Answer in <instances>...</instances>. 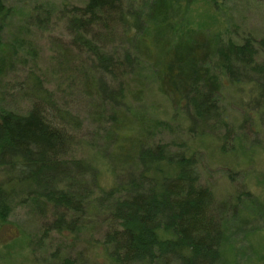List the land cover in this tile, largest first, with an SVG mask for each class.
<instances>
[{"label": "trees", "instance_id": "obj_1", "mask_svg": "<svg viewBox=\"0 0 264 264\" xmlns=\"http://www.w3.org/2000/svg\"><path fill=\"white\" fill-rule=\"evenodd\" d=\"M190 2L176 6L173 0H151L146 12L124 8V0H86L64 7L69 44L90 55L83 73L86 94L97 96L103 106H121L122 112L129 76L145 65L160 93L175 105L173 116L181 110L186 117L188 133L208 123L213 131L227 126L220 103L222 77L252 83L254 102L264 104V36L246 35L236 42L188 27L182 19L178 23L175 18L187 14ZM7 13L0 0V31ZM116 26L132 50L115 52L96 42L99 29L111 32ZM26 79L32 101L26 113L0 109V220L19 205L32 207L43 218L51 212L41 230L44 236L74 229L84 215L102 216L108 228L103 244L119 264L219 261L223 226L212 212L213 192L198 180L186 139H178L174 147L173 142H150L142 133L149 128L138 126L144 141L131 142V153L120 157L117 167L134 162L139 169L110 189L98 188L95 166L73 153L82 121L56 103L42 79L33 73ZM112 128L118 140L124 139L119 128ZM119 145L123 148L124 142ZM164 165H176L178 171L164 175Z\"/></svg>", "mask_w": 264, "mask_h": 264}, {"label": "rangeland", "instance_id": "obj_2", "mask_svg": "<svg viewBox=\"0 0 264 264\" xmlns=\"http://www.w3.org/2000/svg\"><path fill=\"white\" fill-rule=\"evenodd\" d=\"M173 1L181 6L188 0ZM150 2L124 0V8L146 12ZM3 3L8 16L0 31V109L26 113L32 103L26 94L30 91L26 77L33 73L42 79L56 103L82 121L77 135L80 144L73 153L95 166L96 185L105 190L139 169L131 158L132 164L121 169L117 161L131 153V142L144 141L142 133L150 142H173L171 147L178 139H186L198 180L213 192L212 212L223 226L216 264H264V104L254 102L249 91L252 83H232L222 77L220 103L227 126L213 131L208 123L188 133L186 117L181 110L173 116L175 105L160 93L153 74L143 65L141 76H129L124 111L119 112L121 106L108 102L103 106L97 96L86 94L83 73L89 68L90 55L69 44L72 34L66 30L62 9L84 5L86 0ZM188 7L186 15L175 18L178 23L182 19L188 27L236 42L246 35L264 36V0H191ZM120 31L119 26L111 32L99 29L96 42L115 52L132 50ZM138 126L149 129L140 134ZM112 127L119 128L124 139L118 140ZM162 171L175 175L178 170L176 165H164ZM11 211L6 220H0V264H119L103 244L108 228L102 216H80L74 229L42 236L51 212L43 218L32 207L20 205Z\"/></svg>", "mask_w": 264, "mask_h": 264}]
</instances>
